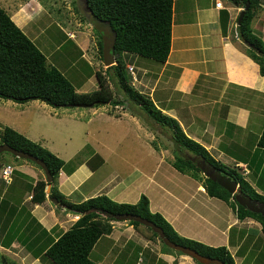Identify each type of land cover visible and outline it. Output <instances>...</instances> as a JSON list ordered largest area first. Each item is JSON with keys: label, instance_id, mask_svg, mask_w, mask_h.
Masks as SVG:
<instances>
[{"label": "crops", "instance_id": "1", "mask_svg": "<svg viewBox=\"0 0 264 264\" xmlns=\"http://www.w3.org/2000/svg\"><path fill=\"white\" fill-rule=\"evenodd\" d=\"M218 1L220 7L216 6ZM7 8L12 10L11 19L23 31L28 20L33 17L32 22L43 11L41 5L31 2ZM241 10L242 7L230 0H172L167 59L160 63L132 54L122 58L127 66H133L136 80L131 84L134 88L146 94L164 114L174 118L185 134L203 145L212 157L230 167L237 166L238 173L256 192L264 195V149L257 145L264 127V74L260 73L258 63L245 53V44L238 37L236 26ZM251 28L264 43V0H260ZM67 36L60 41V47L71 45L72 52H80L81 56L74 57L78 61L84 56L81 50H85V35ZM66 40L70 42L66 43ZM94 57H91L93 63H89L99 66L91 70L95 74L96 90V70L104 71L106 66L100 70L99 56L94 54ZM83 65L89 67L87 63ZM76 69L80 75L81 67ZM9 101L5 102L11 107ZM71 108L81 109L63 114L59 118L61 128L83 120L87 123L99 121L93 125L92 132L103 130L118 140L130 137L140 141V129L147 141L161 136L162 140L153 150L159 153L161 163L168 155L170 160L166 166L172 169L166 174L165 168L164 175H160V180L169 185L155 181L156 189L148 192L133 177L140 173V167L135 166L131 172L122 174L110 165V157L97 149H88L81 156L82 149L67 158L57 155L64 161V166L58 172L56 185L69 201L77 203L106 194L117 202L135 203L141 194H145L150 210L160 212L181 236L211 246H225L235 264H264L260 223L250 217L238 219L227 202L206 193L202 180L173 168L171 158L175 151L172 143L166 144L168 138L160 129L148 130V125L142 123L140 115L135 110L132 112L127 102ZM84 108L89 110L88 118ZM49 118L43 127L51 121ZM29 122L26 120L25 123ZM34 126L40 128L37 131H42L43 127H38V123ZM12 127L39 143L43 139L32 136L26 127ZM89 132L90 129H86V135ZM96 155H100L102 162ZM2 158L12 167L8 181L3 178L2 170L9 164L2 161L0 168L2 260L6 263V257H12L20 264H53L45 256V249L71 227L79 214L51 201V184L49 191L46 190L48 184L45 186L46 199L42 203L33 202V186L39 180H46L44 171L26 159ZM161 163L158 164L161 166ZM194 186L193 194L188 196L187 189ZM89 257L99 264H129L130 259L133 264H193V259L185 254L164 251L150 236L126 220L112 221V231L97 239Z\"/></svg>", "mask_w": 264, "mask_h": 264}, {"label": "trees", "instance_id": "2", "mask_svg": "<svg viewBox=\"0 0 264 264\" xmlns=\"http://www.w3.org/2000/svg\"><path fill=\"white\" fill-rule=\"evenodd\" d=\"M230 1L242 8L248 1L250 2V7L237 24L236 30L238 37L245 44V53L258 63L260 73L264 74V43L251 28V21L260 0ZM85 2L95 15L109 21L116 31L115 63L104 70V74H108L115 89H111L106 77L97 71L96 90L76 91L59 69L47 63L46 56L0 6V98L18 103L40 100L53 107L66 108L119 105L127 102L132 112L135 110L143 117L148 127L160 129L172 143L175 151L171 162L173 168L194 179L202 180L206 193L227 202L235 210L238 219L250 217L258 221L264 237V216L239 205L234 194L203 175L197 162L210 163L223 175L236 180L242 194L253 200L264 202V195L256 192L244 176L238 173L235 169L237 166L230 167L212 157L203 145L185 134L174 118L164 114L146 94L139 92L131 84V74L127 71L123 55L132 54L160 63L168 57L171 43L172 0H85ZM75 10L79 13L76 5ZM80 16L83 18L81 14ZM94 30L97 35L98 52L103 59L101 36L96 29ZM120 93L125 97L124 100L120 98ZM2 143L42 159L52 175L49 196L66 209L79 214L71 227L45 249V256L53 264H99L90 259L89 253L100 236L112 231V221L117 220L115 215L121 214L140 215L161 227L170 240L188 246L204 256L218 258L224 264H235L233 256L225 246L207 245L178 234L160 212L150 210L149 200L145 194H141L135 203L117 202L106 194H98L77 203L71 202L56 185L58 172L64 166V161L60 157L9 126L0 129V144ZM257 145L264 149V127ZM4 153L9 152L0 153V168L3 165L1 159ZM12 156L16 160L23 159ZM96 157L102 162L100 155ZM26 160L40 167L33 161ZM47 184L46 180L35 183L31 195L33 202L42 203L46 199ZM128 223L134 227L140 225L134 220H128ZM148 228L154 236L159 237L150 227ZM159 240L164 251L171 250L182 254L166 246L160 238Z\"/></svg>", "mask_w": 264, "mask_h": 264}, {"label": "rangeland", "instance_id": "3", "mask_svg": "<svg viewBox=\"0 0 264 264\" xmlns=\"http://www.w3.org/2000/svg\"><path fill=\"white\" fill-rule=\"evenodd\" d=\"M1 1V0H0ZM0 2V6L5 9V11L10 15L12 10H8L7 6H16L17 4H26L33 3L34 5H41L43 11L40 16L34 18L31 22L29 19L27 28L24 29L25 34L33 41L35 40L36 46L41 50V52L46 56L47 63L49 65H54V67L59 68L63 72V74L70 79L72 85L75 86L77 91H93L96 87L95 83V74L91 73V70H95V67L90 63H93L94 54L98 57V62L100 65V70L105 69V65L103 64V59L100 58V54L98 52L97 46V35L94 27L89 23L87 19H84L80 16V12L78 13L75 10V5L77 6V0H2ZM38 3V4H37ZM74 37V35H78L81 37L82 34L85 35V50H81V53H84L83 57H80L77 60H74V57L78 58L80 52H72L71 45L66 44L65 47H60V41L67 38V35ZM38 40V41H37ZM70 41L66 40V43ZM65 43V42H62ZM90 56V57H89ZM92 57V58H91ZM91 58V59H89ZM100 59V60H99ZM73 61V62H72ZM77 61L76 63H74ZM90 61V63H89ZM87 63V66L83 65ZM76 67H81L80 75L77 74ZM76 69V70H75ZM99 70V69H98ZM96 70V72L98 71ZM76 72V73H75ZM105 72V71H101ZM76 74L78 76H76ZM103 74V73H102ZM106 78L107 84L111 89H115V85L110 81L108 74H103ZM135 81V80H134ZM132 82V80H131ZM118 90V89H117ZM119 93H117L118 95ZM120 93V98L124 100L125 97ZM9 99L0 98V128L5 126L6 124L12 126H19V128L26 127L28 128V132L34 136H41L43 139L41 140V145L49 149L52 153L56 155H61L64 158L71 156L76 153L80 149H82L79 155H83L87 152L88 149H97L100 153L105 156H109L110 165L116 167L120 173L124 174V172H131L135 166L140 167V173L133 174L135 181L138 183H142L145 188L150 192L153 189H156L155 181H160L162 184L164 183L160 180V175H164V170L167 168V173L172 169L171 166H166L167 160L169 156H165V162H159V153H157L154 147L162 140L161 136L157 135V138L154 141H147L144 139L143 130L140 129V141H135L134 139H130V137H123L120 140L115 139V136L111 133L107 134L103 130L100 133L92 132V127L94 124H98L99 121L95 123L86 122L85 120L78 123H68L61 128V121L59 118L62 117L63 114L70 113L74 109L78 110L81 108H66V107H53L43 101L40 100H31L22 103L9 101L12 106L5 101ZM16 103L15 105H13ZM39 105V107H37ZM113 104H111L112 106ZM15 106V107H14ZM13 107V108H12ZM86 111L87 118L89 116V110L84 108ZM52 116V118H49ZM49 118V121L45 127V121ZM142 123L148 124L143 117H140ZM26 120H30L29 123H25ZM42 121V123H41ZM7 122V123H6ZM38 123V127H43L42 131L36 128L34 125ZM104 124V123H102ZM146 125H144L145 127ZM13 128V127H12ZM34 128V129H33ZM147 128V127H146ZM14 129V128H13ZM86 129H90L88 135H86ZM152 129V128H147ZM16 130V129H15ZM47 134V135H46ZM116 137H120L116 135ZM30 139V138H29ZM32 140V139H31ZM34 141V140H33ZM37 142V141H35ZM39 143V142H38ZM162 144V143H161ZM166 144L170 145L169 139H166ZM86 147V148H84ZM151 149L149 151L147 149ZM54 152H53V151ZM56 152V153H55ZM171 158V162L174 159ZM4 158L9 160H16L9 153L3 154ZM77 155V154H76ZM60 157V156H58ZM77 158V157H74ZM82 159V158H80ZM3 162V158L1 159ZM71 160L70 162H72ZM9 164V161L4 162ZM112 163V164H111ZM161 163L162 165L160 166ZM33 164V163H32ZM6 165L3 167L6 169L8 167L9 176H11L12 167ZM172 165V164H171ZM3 171V170H2ZM3 176V174H2ZM101 176V175H100ZM6 181L7 179L4 178ZM169 185V184H166ZM195 189L188 188L187 193L188 196L193 194ZM130 203V202H129ZM125 221V220H124ZM128 222V220H126ZM141 231H143L146 235L150 236L153 241H155L161 248V242L159 237H156L152 234V231L145 225L140 224L137 226ZM170 252H174L168 250ZM178 253V252H174ZM179 254V253H178ZM136 256L133 258L135 259ZM6 261L8 264H20L15 258L6 257ZM43 259H46L43 258ZM130 259V258H129ZM129 264H133V260H129ZM193 264L196 262L193 259ZM0 264L4 263L2 260V255L0 254Z\"/></svg>", "mask_w": 264, "mask_h": 264}, {"label": "water", "instance_id": "4", "mask_svg": "<svg viewBox=\"0 0 264 264\" xmlns=\"http://www.w3.org/2000/svg\"><path fill=\"white\" fill-rule=\"evenodd\" d=\"M249 7L250 2L248 1L239 13L237 24L240 23L244 13L249 9ZM77 8L80 14L89 21V23L94 27V29L97 30V32H99L101 36L103 64L106 67L114 64L116 31L112 28L109 21L102 20L97 15H95L94 12L88 8L85 0H77ZM2 152H9L15 157L28 159L30 161H33L35 164L39 165L44 171L46 181L48 182L46 190L49 191L50 183L52 181V175L50 174L45 162L42 159L22 150L13 148L6 143L0 144V153ZM197 165L202 169V173L205 177L217 182L228 192L234 194L235 200L239 205L247 208L252 212L260 213L264 216V202H258L256 200H253L251 197L242 194L241 189L239 188V184L236 180L231 179L226 175H223L220 171L216 170L210 163H207L205 161H198ZM50 199L54 203H58L56 199ZM115 218L117 220H134L139 222L140 224L150 227L155 233L158 234L159 238L163 241L166 246L173 250L180 251L182 254L191 257L192 259L196 260L201 264H224V262L218 258L204 256L188 246L181 245L170 240L165 235L161 227L157 226L152 221L141 217L140 215L121 214L115 215Z\"/></svg>", "mask_w": 264, "mask_h": 264}, {"label": "built area", "instance_id": "5", "mask_svg": "<svg viewBox=\"0 0 264 264\" xmlns=\"http://www.w3.org/2000/svg\"><path fill=\"white\" fill-rule=\"evenodd\" d=\"M216 6L220 7L221 2L220 1L216 2ZM127 71L131 74L132 81L136 80V76L133 72V66H131V65L127 66ZM2 174H3V178H6L7 181L10 180V176L8 175V174H10L8 167H6V169H3Z\"/></svg>", "mask_w": 264, "mask_h": 264}]
</instances>
